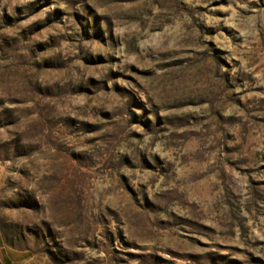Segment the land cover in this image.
<instances>
[{"label":"rangeland","instance_id":"rangeland-1","mask_svg":"<svg viewBox=\"0 0 264 264\" xmlns=\"http://www.w3.org/2000/svg\"><path fill=\"white\" fill-rule=\"evenodd\" d=\"M0 264H264V0H0Z\"/></svg>","mask_w":264,"mask_h":264}]
</instances>
